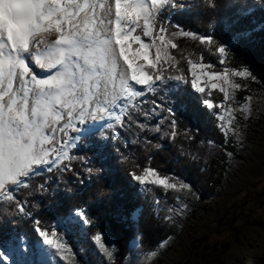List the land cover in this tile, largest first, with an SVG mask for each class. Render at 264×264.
<instances>
[{"label": "snow or ice", "instance_id": "snow-or-ice-1", "mask_svg": "<svg viewBox=\"0 0 264 264\" xmlns=\"http://www.w3.org/2000/svg\"><path fill=\"white\" fill-rule=\"evenodd\" d=\"M202 3L217 10L216 0ZM188 7L185 0H0V204H11L14 214L31 217L33 230L41 238L35 244L23 235L0 238V264L70 260L72 250L64 237L55 226L40 227V219L33 216L37 206L29 207L21 189L44 173L73 171L74 161L92 174V160L81 155L79 148L82 138L97 133L100 141L115 140L120 130L135 126L174 140L181 133L170 91L186 86L215 117L225 143L230 136L242 139L234 126L236 109L229 102L235 103V92L242 87L235 78H256L246 66L226 65L235 40L251 33H240L232 42L221 44L214 19L206 33L187 30L173 16ZM251 12L239 9L238 16ZM222 22L227 25L226 20ZM180 38L197 41L202 51L199 55L186 51L178 43ZM206 53L218 58L222 70L205 62ZM214 91L223 94L222 100L213 99ZM148 96L154 98L149 101ZM239 110L250 111L247 104ZM165 121L167 128L162 131ZM188 133L185 129L182 134L193 139ZM143 139L146 146L161 147L147 136ZM129 175L146 191H151L149 186L165 192L191 191L190 183L162 176L152 166L135 165ZM49 188L47 179L39 185L41 192ZM186 207L179 203L167 209L172 215L165 219L182 215ZM76 217L85 225L92 223L87 207L82 206L59 218L62 228ZM91 240L111 261L115 248L106 244L105 234L98 231Z\"/></svg>", "mask_w": 264, "mask_h": 264}, {"label": "trees", "instance_id": "trees-1", "mask_svg": "<svg viewBox=\"0 0 264 264\" xmlns=\"http://www.w3.org/2000/svg\"><path fill=\"white\" fill-rule=\"evenodd\" d=\"M185 3L188 9L176 12L173 19L187 30L206 33L214 19L215 36L221 44L232 42L240 33H251L247 38L235 40L226 66L233 69L246 66L256 78L249 79L250 85L241 83L239 98L245 99L255 90L264 91V30H258L264 26V0H216V11L203 4L202 0H185ZM239 9H252L251 15L238 16ZM225 20L227 25L222 22ZM178 43L181 48L197 55L202 51L197 41L180 38ZM217 61L216 56L205 54V62L216 64L215 70L220 71L224 66ZM168 96L177 109V131L181 133L174 140L168 136L161 138L159 133L141 132L135 126L120 130V136L115 140L100 141L97 133L90 139L82 138L79 148L81 155L91 158L92 174L79 161H74L73 171L44 173L34 177L28 188L21 189L20 195L27 199L29 207L37 206L33 216L40 219V227L49 229L59 218H64L65 213L86 206L92 219L90 225L82 221L68 223L75 247L83 248L89 259L92 252L90 239L99 231L115 243V264H123L129 254L130 243L137 235L145 245L154 246L167 234L164 214L155 207L153 193L143 189L129 175L135 165L139 168L152 166L162 176L182 178L201 192L220 184L230 147L217 127L215 117L201 106L199 97L186 86L170 91ZM153 98L145 97L149 101ZM222 98V93L213 92V99L219 101ZM149 106L150 103L144 105L145 108ZM161 128L162 131L167 128V121ZM185 129L193 139L185 138L182 134ZM107 135L111 136L110 130ZM145 136L161 147L146 146ZM208 141L215 143L210 145ZM121 157H127V160ZM96 169H103V172L98 173ZM46 179L50 188L41 192L39 185ZM154 192L161 194L159 188ZM33 229L31 217L14 214L11 204H0V238L8 240L12 235H23L35 244L41 238Z\"/></svg>", "mask_w": 264, "mask_h": 264}, {"label": "rangeland", "instance_id": "rangeland-1", "mask_svg": "<svg viewBox=\"0 0 264 264\" xmlns=\"http://www.w3.org/2000/svg\"><path fill=\"white\" fill-rule=\"evenodd\" d=\"M235 81L250 85L249 79L235 78ZM229 104L236 109L234 126L242 139L230 136L227 140L228 153L232 155L220 184L206 192L191 186L190 192L180 193L149 186L154 205L164 218L172 215L167 209L179 203L187 207L182 215L165 219L167 234L162 246V241L147 246L137 235L123 264H264V91H252L241 99L237 90L235 103ZM244 104L249 112L239 110ZM155 188L161 194L154 192ZM156 200L159 205L155 204ZM76 221L80 219L76 217L72 222ZM68 223L65 221L66 226L62 228L57 220L49 227L51 230L55 226L72 250L69 261L57 258L53 264H115V251L109 261L91 239L92 252L88 259L83 248L75 247ZM105 240L110 248H115L112 239L105 235ZM149 251L156 255H147Z\"/></svg>", "mask_w": 264, "mask_h": 264}, {"label": "bare ground", "instance_id": "bare-ground-1", "mask_svg": "<svg viewBox=\"0 0 264 264\" xmlns=\"http://www.w3.org/2000/svg\"><path fill=\"white\" fill-rule=\"evenodd\" d=\"M34 71H36V72H37V74H39V72H40V70H39V69H37V70H34Z\"/></svg>", "mask_w": 264, "mask_h": 264}]
</instances>
